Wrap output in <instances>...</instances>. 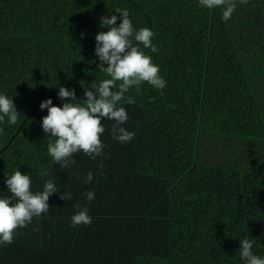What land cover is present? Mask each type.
I'll return each mask as SVG.
<instances>
[{"label":"trees","instance_id":"obj_1","mask_svg":"<svg viewBox=\"0 0 264 264\" xmlns=\"http://www.w3.org/2000/svg\"><path fill=\"white\" fill-rule=\"evenodd\" d=\"M234 2L225 21L222 7L199 0H0V94L21 114L0 123V197L16 170L33 193L47 179L58 188L46 214L0 245V264H245L246 238L264 258V0ZM116 8L153 32L158 51L139 47L166 86L125 93L122 126L134 139L116 141L104 119L103 154L77 152L61 168L39 105L61 106L59 86L83 99L80 81L92 88L108 78L97 69L95 35ZM75 204L88 208L90 225H71Z\"/></svg>","mask_w":264,"mask_h":264},{"label":"clouds","instance_id":"obj_2","mask_svg":"<svg viewBox=\"0 0 264 264\" xmlns=\"http://www.w3.org/2000/svg\"><path fill=\"white\" fill-rule=\"evenodd\" d=\"M240 3L247 4L248 0H240ZM199 6L208 9L222 7V19L225 21L236 9L234 0H199ZM115 12L119 16L100 18V26L106 30L95 35L94 53L99 60L97 69L108 78L94 84L92 88L80 81L83 99L76 98L74 89L59 86L61 106H53L51 99L39 105L41 110L47 109V115L41 120L42 131L46 136L54 138L48 144V154L61 168L74 165L76 161L72 157L77 152H83L91 159L103 154L104 145L100 137L105 131L102 124L104 119L114 121L111 133L116 141L127 143L134 139L135 133L122 126L128 120L126 108L119 106L125 99V93L133 87L139 91V86L144 82L157 90L166 86V81L159 75V66L139 47L143 45L144 49L158 51V47L152 43L153 32L147 27L134 29L127 9L116 8ZM118 19L120 23L117 25ZM118 81L122 83L117 84ZM117 87L118 91H113ZM128 102H132L130 98ZM20 115L13 99L0 94V123L7 117L8 122L14 125ZM40 175L47 177L49 172L44 169ZM93 178L94 174L88 172L83 183H91ZM31 184L30 177L18 170L6 176L5 185L10 195L0 197V245L12 244L17 229L31 224L34 217L46 214L50 208V196L58 193L52 179H47L43 190L35 193L31 190ZM82 195L88 202L95 199L93 191H86ZM71 198L70 192L59 195L62 201ZM74 208L78 211L70 218L72 226H88L92 223L87 207L81 208L75 204ZM253 241L247 238L240 241V258L245 264H264V258L252 252Z\"/></svg>","mask_w":264,"mask_h":264},{"label":"crops","instance_id":"obj_3","mask_svg":"<svg viewBox=\"0 0 264 264\" xmlns=\"http://www.w3.org/2000/svg\"><path fill=\"white\" fill-rule=\"evenodd\" d=\"M119 245H120V244H118V246H119ZM121 245H124V244H121ZM126 251H128L127 247H126V248H122V251H121L122 254H121V256H123V257L126 256V257H127V256L129 255V253H126Z\"/></svg>","mask_w":264,"mask_h":264}]
</instances>
